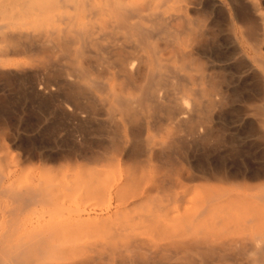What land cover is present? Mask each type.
Here are the masks:
<instances>
[{
	"label": "bare ground",
	"instance_id": "obj_1",
	"mask_svg": "<svg viewBox=\"0 0 264 264\" xmlns=\"http://www.w3.org/2000/svg\"><path fill=\"white\" fill-rule=\"evenodd\" d=\"M204 8L202 0H0V71L40 74L41 92H62L85 124L112 127L125 168L115 190L140 188L112 215L94 216L74 209L68 190L0 176V264H264V186L257 194L243 189L246 180L263 179L264 168L225 170L187 154L216 134V108L230 93L215 64L221 60L201 50L210 28ZM245 16L235 13L231 55L240 72L258 78L241 40L258 54L264 17ZM162 126L161 141L144 138ZM95 153L84 155L86 164L98 163ZM89 175L85 197H98L101 188L89 179L96 174ZM144 200L150 207L126 220Z\"/></svg>",
	"mask_w": 264,
	"mask_h": 264
},
{
	"label": "rangeland",
	"instance_id": "obj_2",
	"mask_svg": "<svg viewBox=\"0 0 264 264\" xmlns=\"http://www.w3.org/2000/svg\"><path fill=\"white\" fill-rule=\"evenodd\" d=\"M202 6L207 13L200 19L210 28L206 26L208 30L200 43L201 50H204L205 55H209L210 60L213 58L221 60L214 63L223 67L219 75L225 78V85L230 93L225 100L223 99L222 108L219 107L218 110L216 108L218 111V113L215 111L217 113L216 134L214 131V135L207 141L202 143L198 141L187 147V154L195 156L204 165L211 163L212 167L218 166L225 170L251 171L264 168V139L258 137L264 134V126L258 123L259 117L264 119V99L262 98L264 69L257 61L264 62V37L259 45L260 51L255 55L248 49L249 43L241 40L247 53L249 52V61L259 68L260 78L253 77L251 73L240 72L236 59L233 58V60L231 55L233 43H235L234 35H239L240 27L234 18L235 13L241 16L246 15L245 17L248 15L254 20L259 15L264 17V0H202ZM5 74L0 71V176L6 179L11 175V183L17 186L37 184L41 187L51 186L55 189L68 190L73 193H70L71 197L73 195L72 207L92 210L88 211L91 215L95 214L94 216L104 211L105 216L112 215L117 205L120 206L139 192L138 186H128L117 191L116 186L124 177L125 168L117 163L118 153L115 149L113 150L112 138L110 139L111 136L108 133L112 127L107 126V123L103 126L99 122L85 124V117L79 118L73 106L63 102L65 95L63 96L62 92L49 90L45 93L41 92L39 85L43 83L44 78L40 74L27 75V78L26 76L16 78ZM255 92L259 93L261 99L250 102L249 98ZM219 97V95L215 96V98ZM256 108L263 110L259 117L253 115ZM157 128L149 129L144 135V138L152 144L164 138L161 131L165 126L158 128L159 131ZM101 146L106 149H102ZM90 152H96L99 158L106 161L99 159L98 163L86 164L84 155ZM78 153L82 157H79ZM49 155L56 156L57 159L48 160ZM88 175L89 179L92 178L94 185L101 188L102 191H99L100 194H104L103 196L99 194V198L90 195L85 197L87 193L84 192V187ZM141 175L139 170L137 177L141 179ZM263 186L264 178L246 180L243 189L248 190L249 187L251 188L249 189L251 191L248 190L249 194H257ZM151 198L158 202L163 195L154 192ZM141 202L140 205L131 207L126 217L123 213L124 215L118 216L119 219L113 217L112 219L118 222V220L123 221L124 217L127 218L126 220L134 218L140 210L145 211L151 205L149 203L147 207L149 201L146 200H144L145 203ZM141 206L146 208L142 207V209ZM114 220L111 221L116 224Z\"/></svg>",
	"mask_w": 264,
	"mask_h": 264
}]
</instances>
